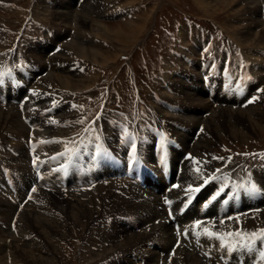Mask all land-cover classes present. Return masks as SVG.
Masks as SVG:
<instances>
[{"label":"rangeland","instance_id":"1","mask_svg":"<svg viewBox=\"0 0 264 264\" xmlns=\"http://www.w3.org/2000/svg\"><path fill=\"white\" fill-rule=\"evenodd\" d=\"M72 1L73 2H71V0H36L35 2V0H0V5H2L0 6V40L4 41V43L7 44L8 46H12L18 49V50L15 49L16 52H12L11 49L4 50L2 47L4 46V44L1 42L2 46L0 47V49L1 48L2 49L0 50V68L2 64L10 65L11 63H20L22 60L28 61L27 57L20 55V49L26 48L27 46L26 42L28 38L32 35H42L43 34L42 27L43 28L47 26L54 27L52 28L54 33V38L49 39L46 36H44V38H46L47 41L49 40L51 41L50 44H47L48 46H42L39 43H36L34 47L32 48L28 47L27 50L30 55L29 57L33 58L36 62H38L43 69L50 68L48 69L49 71H54L52 72L51 75H53L52 78L55 81H59L60 78V82L65 81V83L69 85L67 87L63 86L62 84H61L62 87L59 86V84L57 86H53L55 89V91H53L55 93L54 97L57 98L56 93L59 92L61 94V98L63 99L62 102L59 99H56V103L53 105L60 106L63 103L67 105L71 110L68 115L60 116V119L63 120L64 118L65 121L63 120L61 122L56 123V127H58V129H62L64 125L65 127L67 126L66 123H72V125L68 130H64L66 133H59L64 135H58L60 139H62V137H68L67 142L70 143L71 145L73 144L72 146H75L77 144V140L79 138L82 139V135L84 134V128L87 125L86 117L89 116V111L94 107H95L94 110H96V112L92 116H96V118H98L97 116L98 114L101 115L103 113H106L116 118H120L122 117V114L119 111L125 110L131 114L136 112L138 117L151 116V111H153V113L157 115V117H159L158 115H160L159 118L162 119L163 116L161 117V115H165L164 113L165 111L158 110L157 107H154L153 100L156 101L157 98H161L162 96L165 98H170L169 97L170 94H176V92H174L170 87V84L172 83L171 81L176 82L177 84L182 83L180 78L184 76V73H186L185 71L188 72V69L191 66V62L195 60L194 57H193L194 59L193 58L191 59L188 55H184V58L182 59V61H180L181 58L180 55L184 54L187 51V47L191 46V43L194 42L197 32V27L195 26V24L197 23L199 24L200 22H205V21L210 22L211 20L217 23L225 31L228 38L234 39L241 46V51H239V53L242 54L241 55L242 59L245 62H247L246 60L247 58L248 60L253 61L256 64H259L258 66L260 70L253 71L255 72L254 74L258 76L256 75L254 76L259 78L258 80L259 82L257 81V83H264V57L262 58L258 55V50L264 49V40H261L260 43L256 45L255 44L246 45L244 43L246 41L241 39L242 41L240 42L237 39V37H240L242 32L241 27L248 24L246 21V18H248L247 17L248 13L244 11L247 6V0H230L228 5L231 8L228 7L227 5L226 8L227 10L223 8L220 10H216L217 12L213 11L210 7H208V9L203 7L202 6L203 2H201V0H83L82 3L79 2V4L77 5L79 6V9L75 7V5L77 4V3L75 4L76 0H72ZM87 1L89 2L90 7L91 5L94 6V4H96L94 7L90 8V10L94 9L93 11L95 13L89 15L91 20H88L87 26L85 25L76 28V26L72 21L71 23H69V25L67 23L64 26L62 25L63 23L61 24L60 21L57 22L52 17V13L54 11V8L52 6L54 5H56V7H58V5L59 6L67 5L73 9V12H76L81 9L87 10L89 8L86 7ZM257 2H258V13H260L259 14L260 16L258 15V19H260L262 25L251 26V29L256 33L261 32L262 26L264 27V23H263L264 0H257ZM113 3L120 5L121 9L126 10L129 17L126 16V12H125L122 14L124 15L123 19L118 17L115 19H110L108 17L105 18L104 15L108 14V12L105 11L111 8L108 6L110 4L113 5ZM48 7H50L51 9H49ZM180 10L186 12L187 14H190L192 17H195L196 20L193 21L192 19H179L180 17L178 16V11ZM115 11L116 10L114 9H110L109 13L113 14ZM250 16L252 15L250 14ZM261 16H262V20L260 18ZM22 26H26L25 30L27 31V37L24 31H20ZM173 27L175 28V30L172 33L171 30L173 29ZM32 28H35L37 32H32L31 31ZM117 32H122L124 34L123 35L124 40L120 41L117 39L119 38V36H116ZM20 38L21 40H19ZM63 39L66 40L63 41ZM59 40L63 42L62 43L63 49H60L58 52H56V54H52V59H51V57L48 56L47 52L54 46L55 42ZM71 40H74L75 42L81 44L82 46H85L87 49H89L91 53L88 52V55L84 57L82 55H78L74 53V51L72 50L65 49V45L68 44V42H70ZM193 49H194L193 47L190 49L192 56H194L193 55L194 53H199V51L196 48L194 50ZM234 49L236 48L234 47ZM221 50L222 52L231 51L232 48L230 46L221 44ZM244 50H245V54L243 53ZM216 51H218V47H216ZM200 52L205 56H209L210 54L209 48H205ZM45 57H48V61H49L48 63H45L44 61ZM94 58L96 61H94ZM256 60L259 61L257 62ZM197 61L198 59L196 60V62ZM158 63L159 66L157 67ZM196 67L199 68V66L197 65ZM177 70L178 72H176ZM69 71L74 72L75 75H72V72L70 73ZM31 73H33V77L35 78L39 72L36 70ZM173 73L174 76H172ZM205 74L206 71L203 69L201 70V72L198 71L197 80L193 84L194 85L202 84V86L203 84H207L203 80ZM210 74L216 76L215 72H210ZM42 78H44V76L43 77L41 76L39 79H37V81H35L36 87L42 84ZM134 81L136 82V84L134 83ZM166 83L167 86L171 88L170 90L167 87L169 89V92L163 90V87L166 86ZM218 89L219 91L222 92L220 87H218ZM205 90L206 89L203 88V91ZM192 91L195 92L196 91L195 88H192ZM217 91L208 92V94L210 93V95L212 96L214 93H217ZM39 94L42 93L39 92ZM260 95L262 96L255 103L260 105H256L254 108L260 106L259 108L263 109L262 105L264 103L262 104V102H264V93H261ZM181 96L182 95L180 94V97ZM65 100L69 101L71 104L65 102ZM144 101H147L148 104H143ZM18 102L19 101L16 100V104ZM73 105H76L77 107L74 108L72 107ZM81 105L83 106L82 108L79 107ZM212 105L216 106V102H213ZM218 105L226 106L231 104L226 102L224 104L223 102H221ZM155 108L160 112V114L154 111ZM148 111L149 114L143 115L144 112L148 113ZM6 112L8 113V110L5 112L0 111L1 113L0 115H6L7 114ZM69 115L71 116V118L66 119V117ZM261 115H262V120L260 122L261 127L260 126L258 127L257 125L253 126L245 122V128H243L244 130L243 132L244 135L245 134L246 135L242 139H237V138L235 139L226 131L220 132V134H214V133L213 135L211 134L213 138L209 134L210 137L213 139V144L212 146L210 145L211 147L209 146L208 149L210 151L209 156H213L217 158L214 160L215 167L223 168L225 166L223 168L225 169L227 168V166H231L235 172L239 171V173L243 174L242 167L251 165L252 163H257L258 161L264 159V155H263L264 154V113H262ZM21 119L23 122L25 121L22 118V116ZM81 120L83 121V123H77V121H81ZM144 122L145 121H143V123ZM9 123L10 120L5 119V122L1 123V126L4 125L5 127H8L10 130H13L12 128L14 126L10 127L12 124L10 123L11 124L10 125ZM148 123L149 126L146 125V128L144 129L145 132H148V129L149 131H151L154 128L152 126V124L154 123H150V122ZM26 124L28 123L25 121V125ZM204 128H205V122H204ZM31 130L33 131V128L29 130L30 133L32 132ZM24 137L27 139L26 136ZM176 137L179 138V136ZM28 138L32 139L31 137ZM6 139L7 138H5V133L3 129L0 128V144L4 143ZM15 140L17 142H14ZM239 144L240 147H236ZM5 145L8 147L6 148L4 153L7 154V156L9 157L11 156V154H13L16 151V148L19 149L21 148L20 149L21 152L19 154L21 158L19 160L13 158L12 160L14 161L16 160L19 162L22 161L21 154L24 155L25 152L22 151L23 148H22V144L20 143V136L18 137L14 135L12 139H9V141L5 143ZM36 145H38V143H36ZM62 146L63 148H66L64 144H62ZM236 150H239V152H237ZM249 150H251V152ZM239 154H248V155L243 158V156ZM31 155L34 154L32 153ZM256 156L259 157V160L256 158ZM2 158L3 155L1 154L0 151V163L4 164ZM23 159L25 160V157ZM19 162H14L13 165L16 166V168H18L19 166H20L19 168H21L22 162L21 163ZM195 163L197 162L195 161ZM262 166L264 168V164L261 165V167ZM257 170L255 174L257 173ZM15 177H18V174H15ZM24 179L25 178H23L22 180L24 181ZM82 183L83 182H80L79 184ZM235 184H239V183H235ZM26 189L27 188L23 187L21 189V192L25 193ZM104 191L107 190H102V195L99 197V199L103 198ZM67 197L68 198H66V200L71 198V193H69ZM47 200L49 202L50 200L61 201V202L66 201L65 199H59L56 196H51V198H47ZM91 200H94V198H92ZM40 202L42 201L37 199L35 202H32V204L38 205V203ZM0 204H3L2 214L6 212L10 214V215L8 214L9 216H7L8 219L7 217H5V220L9 221L13 214L12 212L15 206L11 204L9 201L0 202ZM50 204L51 207L54 206L51 208V211H49L51 214L54 213L55 216L57 215L59 218L62 217L65 218V215L63 214L62 210L60 211V209L58 208L59 206H62L59 202H56V204L54 203H50ZM10 206H12L13 209H10L9 208ZM25 206H26L24 207L25 209H23L21 212L30 211L28 217H30L29 219L31 221V225L27 226L30 233L29 232H28L29 234L26 233L24 239H26L27 242L36 241L37 238L40 239L38 242V245L39 244L41 245V246L39 245L41 247V249L39 248L40 255L45 254L42 255V257H48L49 259L52 258L50 260L51 262L49 261L48 264L51 263L57 264L58 261H59L58 264H113L114 263L106 260L105 262L107 263L105 262L103 263L102 262L103 260H99L95 262V259L94 260L92 259V261L90 259V256L92 255L91 251L93 250L91 247L92 245L96 246L93 243L94 242L93 240L100 237L99 233L96 234L95 231L91 230L97 224L96 220L99 214H96L95 216L92 217H88L87 222L84 223L82 222L81 225H83L84 227L80 226L79 224H78L79 226H77V224L76 225L71 224V226L67 224L65 229L66 230L65 235H63L65 237L61 238L63 239L61 241L64 242L62 244L59 241H58L59 243L55 242L56 240L52 237L53 234H55V232H51V234L52 233L53 234L52 235L50 234L49 238L45 237L46 235L48 236V234L45 233L43 234L44 235L43 237L40 236L42 234L39 225H37V222H34V220H37L38 222L46 221V220L50 221L51 218L48 219L46 216L41 215L40 212L38 213L37 209L35 208H30L27 205ZM41 206L43 207L42 204L38 205V208H42ZM228 206L229 205L226 204V208ZM226 208H224V211L226 210ZM10 210H12V212H9ZM60 212H62L63 215L62 217H60ZM35 215L36 218L33 217ZM213 215H215V213ZM213 215H209V216H213ZM31 217H33L34 219H32ZM126 218L129 220V222L133 221L132 218L130 219L129 217ZM1 219L4 220L3 218ZM20 220L24 222L23 224L26 223L25 222L26 217ZM22 222L19 221L18 226L16 227L18 231L23 229V227H21V225L23 226ZM127 222H118V223L124 226L127 230L129 229L127 228L128 227ZM99 224L102 227V229H106V226H102L101 223ZM112 224H108L107 226L109 227V225ZM7 230L8 229L4 230L0 228V233L2 234L3 237L7 238L9 237V234H14V233H10ZM216 230L218 232L225 233V232H231L236 229L232 228V226L228 227L227 225H225L223 227L217 228ZM246 232L248 233V230L244 231V233ZM92 234L94 236H92ZM22 235L23 234H20V236L18 237H21ZM52 238L54 239V241L52 240ZM42 239L46 241L43 240L44 241L43 242ZM50 240L53 241L54 247L51 246L53 243ZM195 240L197 241V238ZM226 240L229 241L230 239H226ZM9 241L13 242L14 240L12 238ZM103 241L105 240H101V242L99 241L101 246L103 245ZM18 243H19V247H21L22 241L20 240ZM152 245H153L152 248H154V250L156 251L155 254L157 253L158 256L160 254L162 255L164 254L165 256L166 253L169 252V251L164 252V250H162L163 246L161 244L152 242ZM141 247L144 248L146 246L142 245ZM88 248H91L89 249L91 251L88 252L85 251L86 252L85 253L83 249L88 250ZM253 248L255 252H258V248H256V246ZM36 251L37 250L35 249V252ZM109 251L113 253L112 249H109ZM144 251L148 252V258L147 257L145 258L146 263L143 264H150V260L152 258L151 253L147 249H145ZM38 254L39 252L37 253V255ZM13 256H15L14 258L16 259L17 258L20 259L18 261L16 259H13L9 249L6 251L3 250V252L0 254V264L36 263L26 259L25 256L24 257H20V255L19 256L13 255ZM160 258L162 259L163 257ZM210 258L211 257H208V259ZM156 259L157 258H155L154 260L152 258V262L157 261ZM161 259L159 261H161ZM114 260L115 259L113 258L111 261ZM116 260L118 261V259ZM184 262H185L184 264H194L190 260H186ZM131 263L132 262L130 263L124 262V264H131ZM173 263L174 260H172V264ZM223 263L226 264V262L224 261Z\"/></svg>","mask_w":264,"mask_h":264},{"label":"bare ground","instance_id":"2","mask_svg":"<svg viewBox=\"0 0 264 264\" xmlns=\"http://www.w3.org/2000/svg\"><path fill=\"white\" fill-rule=\"evenodd\" d=\"M201 2H203L202 6L205 7L206 9H208V7H210L213 11H216V10H220L223 8L226 9L230 0L229 1L228 0H201ZM95 5L96 4H94V6ZM94 6L91 5V7H94ZM52 7L54 8V11L52 13V17L54 20H56L57 22L60 21L61 24L63 23L62 25H64V26L67 23L69 25V23H71V21H72L74 23V25L76 26V28H79V27L85 26V25L87 26L88 20H91L89 15L92 13H95L93 11L94 9L90 10L91 7H90V4L88 1H87L86 7H89V8L87 10L81 9V10H78L76 12H73V9L67 5H63V6L58 5V7H56V5H54ZM228 7H230V6L228 5ZM48 8L51 9L50 7H48ZM229 11H231V10H229ZM244 11L248 13V16H247L248 18H246V21L248 24L241 27V31H242L241 35H240V37H237V36L236 37L240 42L242 40L246 41V42H244L246 45L259 44L261 40H264V27L262 26L261 32H258V33H256L255 31H253L251 29L252 25H259V26L262 25L260 19H258V15L260 13H258V2H257V0H247V6H246ZM250 14L252 16H250ZM263 15H264V12H263ZM116 34H117L116 36H119V38H117L118 40H120V41L124 40V38H123L124 34L122 32H117ZM251 48H253V47H251ZM65 49L72 50V51H74V53H76L78 55H82L84 57H86L88 55V52H90L89 49H87L85 46H82L81 44L75 42L74 40H71L70 42H68V44L65 45ZM190 49L191 48L188 49V53L185 55H188V56L191 55ZM91 51H93V50H91ZM197 54L198 53L193 54L194 55L193 57L195 58V60H193L191 62V66L189 67L188 72L185 71L186 73H184V76H182L180 78L182 83L177 84L176 82L171 81L172 83L170 84V87L172 88V90L174 92H176V94H170V96H169L170 98H165V99H166V103L170 104V106L174 109V111L172 114L164 112L165 115H163V117H168L169 119L175 120V122L177 123V126L180 129V131L179 130L177 131V134H178V136H179V138L183 144V147L181 146L184 150L183 154H185L187 151H189L191 153V161L193 163H195V161L199 162L200 164L201 163L206 164V162H208L209 165L213 166L212 159L210 158V156L208 154L209 146L210 145L212 146V144H213V139H212L213 133L214 134H220V132L226 131L233 138L242 139L246 135V134L244 135V132H243L244 131L243 128H245V122L250 124V125H253V126H256V125L258 127L260 126V122L262 120L261 114L264 113V104H263L264 102H262V104H263L262 108L263 109H260L259 108L260 106L254 108L256 105H260V104H255L256 101H258V99H260V97L262 96L259 94V97L257 100H255V102L248 103L246 106H244L242 108L232 107V105H226V106H221V105L217 106L216 105L214 107L212 105V103L217 102V100H219V99L223 102L226 101L229 103L233 102V99L223 100V93H222L223 91L221 92V91H219V89H218L217 93H214V94L212 93L213 95L211 96L210 93L208 94V92H206V90L203 91L202 84H200V85H194L193 84L197 80L198 71L201 72V70H202V69H199L196 67V60L198 59L196 57ZM250 56H252V55H250ZM94 61H96L95 58H94ZM187 61H188V59H187ZM197 69H198V71H197ZM52 70H54V69H52ZM68 70H70V69H68ZM52 72H54V71L48 70V73L44 76V78H42V84L41 85L39 84L40 86H37L36 89H37V94H38L37 96L40 98V100L43 102H47L49 104L48 105L49 107L45 108L42 111V114H45L48 117H52L48 121L44 122V127L46 130H48V131H46L47 133L45 135L48 134L50 136H56V133L57 134L66 133L64 131V129L63 130L58 129V127H56V123L63 121L64 118H63V120H61L60 116L68 115L71 110L67 105L62 103L59 106V107H61L60 108L61 112L59 111L60 114L59 113L54 114L52 107H50L56 103V99H57L54 97L55 93L53 91H55V89L53 86H57L58 84L61 87H62V85L66 86V87L69 86L67 83H65V81L60 82V78H59V81H55L52 78V76H53V75H51ZM66 72H67V70H66ZM69 72L71 73L72 71H69ZM72 75H75V73L72 72ZM256 76H258V75H256ZM256 76H253V77H255L259 80V78ZM192 88H195L196 91L195 92L192 91ZM39 92L42 94H39ZM253 93L255 94L256 92H253ZM180 94L182 95L181 97H180ZM52 100H54V101H52ZM209 100L211 103L209 102ZM17 104L18 105L21 104L20 101ZM40 107L44 108V104L40 103ZM164 108H166V106ZM14 109H16V108L12 109V107H9L7 109L8 113L6 112L7 113L6 115H0V128L3 129V131L5 133V138L8 139V136H7L8 132H9V135L11 137H13L14 135H16L18 137L22 135V136H26L27 139H28V137L32 138L33 136H35L34 138H37L41 135H44L43 133L45 131H44L43 127H41V126L39 127L34 122V124L37 125V127H35L34 124L31 123L30 120L28 119V116L22 115V118L28 123V124H26L27 125L26 126L25 121L24 122L22 121L21 116L19 115L18 111L17 110L15 111ZM157 109L164 111V109H162V107H160V108L157 107ZM7 110H2L0 108L1 112H5ZM39 110H40V108H36V111H39ZM204 111H207L209 115L205 116ZM8 115H11V116H8ZM67 118L69 119V118H71V116L69 115L66 117V119ZM5 119L10 120V123L12 125L10 123L9 124L11 125L10 127L14 126L12 128L13 130H10L8 127H5L4 125L1 126V123H4ZM53 120H55L56 123H52ZM164 120L167 121L166 119H164ZM204 122H205V128L203 130H198V129L202 128V126H200V123H204ZM144 124L147 125L149 123H147L145 121ZM166 124H168V122H166ZM32 128H33V131L31 130L32 132L30 133L29 130ZM59 128H60V126H59ZM209 134L210 135L212 134L211 135L212 138L210 137ZM194 135H197L198 137L196 138V141L193 143L192 148H188L189 141H190V139H192L194 137ZM7 141H9V139ZM14 142H17V141L15 140ZM35 146L37 147L38 145L35 144ZM21 155H22V161H23L25 154L24 155L21 154ZM175 157L178 158L179 156L177 155ZM51 159L54 161V157H51ZM19 163H21V162H19ZM21 165H23V163ZM213 168H215V167L213 166ZM112 172H114V174H116V168L112 169ZM75 173L80 177L81 173H77V172H75ZM185 177H186L188 183H193L195 181L189 175V173H186ZM235 177H236L237 183H239L238 176H235ZM249 184H251V185L259 184L260 185L259 190L256 188L257 189L256 197L252 199V202L254 204H258L261 207L264 206V193H263V191H264V168H263V166L261 168L260 167L258 168L257 173L252 177L251 181L248 182V185ZM154 186L157 187L158 185L154 184ZM211 188H212V185L210 182L206 186L205 189L210 191ZM104 189L105 188H97L94 191V193H96V194H93L94 197L99 196L102 193V190H104ZM180 189H184V187L182 186ZM146 191L150 194V196H154V200L149 199V200H142V201L137 202V201H133L131 199H128V200L122 199V198L120 199L115 193H112L111 189L108 188L107 194L103 197V203L99 204L96 202V204H93L94 203L93 200H91V199L90 200H81L80 196H76V195L71 193V198H69L68 200L65 199L66 201L61 202V201H54V200L51 201L50 200V202H48L49 203L48 204V210L49 211H51V208L54 207V206L51 207L50 203L56 204V202H59L62 206H59L58 208L60 209V211L62 210L63 214L65 215V218L64 217L59 218L57 215L55 216L54 213H53L54 215L51 213H47V210L44 209L45 204L43 202H40V203H38V205L42 204L43 207L41 206L42 208H37V212L38 213L40 212L41 215L46 216L48 219L51 218V220L50 221L46 220V221H41V222L34 220V222H37V225H39V228H40V231L42 234L40 236L43 237L44 236L43 234L45 233V234H48V236L46 235L45 237L49 238L51 232H55V234L52 233L53 234L52 237L56 240L55 242H58V241L60 242V239L62 237L63 238L65 237L63 235H65V232H66L65 229H66L67 224L69 226H71V224L72 225L77 224V226H79V225L83 226V225H81L82 222L83 223L87 222L88 217H92V216H95L96 214H99L98 206H102L103 211H106V208H109V207H110L109 209H112L115 212L122 210L123 214L126 217H129V219L132 218L133 221L130 220L132 225L133 224H138V225L135 226L134 228L132 227V228H129L126 230V228L124 226H122L120 223H118V222L114 223L113 222V224L109 225V227L106 226V229H102V227L99 224L100 222H99L95 226L93 225L94 227L91 229V230L95 231L96 234L99 233V236H100L99 237L100 239L97 238V239L93 240L94 241L93 243L96 245L97 249L91 251V250H89L91 248H88V250L83 249V251L84 252L85 251H87V252L91 251L92 252V255L89 253L91 255L90 256L91 261H92V259L93 260L95 259V262L99 261V260H103L105 262V259H103V258H109L112 254L111 251H109V249H112L113 252L117 253L118 255L114 258L115 259L114 261H111L109 259H106V261L114 262L113 264H124V262H129V263L132 262L131 264H135V261L132 260V258L134 257L132 255V252L135 250L142 249V247H141L142 245H145V246L147 245V247H148L147 250L150 251L152 258L154 260H155V258H157L156 259L157 261H154V262H152V258H151L150 264H158V261L161 259L160 258L161 256L159 255L160 256L159 257L157 253L155 254L156 251L154 250V248H152L153 247L152 242H156L157 244H161L163 246L162 250H164V252L165 251L168 252V251H170V246L173 245L174 237L171 234L169 226L163 222H159L158 224L152 223L150 226V229L148 231H146V228H144V230H142V231H140V230L137 231L136 227L143 228L144 224L152 222L155 218H161V219L163 218V212L158 207V204H159L158 200L161 199V198H159V194L155 193L154 190H152L150 188ZM84 195L86 196V198H88V195L86 194V192H84ZM140 196H142V195L135 194L134 197L140 198ZM247 197L248 196L245 195V193L243 192L241 194V197H240L241 201H239L238 205L244 207V205L242 203H246ZM43 198H44V196H43ZM109 198L111 200H109ZM232 202L233 201H231L229 203V206L226 208L225 211L223 208L222 215H226L227 212L232 211ZM91 203L93 204L92 206H90ZM224 206L226 207V205H224ZM11 207L12 206H10L9 208L13 209V207L12 208ZM7 210H9V209H7ZM57 211H59V210H57ZM9 212H12V210H10ZM29 212L28 211L27 212H21L20 213L21 215L19 214L20 215L19 221L22 222V220H20V219H23L26 217L25 222L27 223V224L26 223L23 224L24 222H22L23 226L21 225V227H23V229L19 230V231L17 230V232L19 233V236H20V234H23L21 237H18L15 234H9V237H12L14 241L13 242H11V241L7 242V238L3 237L2 234L0 233V254L3 252V250L6 251L9 249L13 259H16V258H14L15 256H13V255H18V256L20 255V257L25 256V258L30 260L31 262H36L38 264H42V263L48 264V262L52 258L49 259L48 257H42V255H45V254L40 255V249H41L40 246L41 245L40 244H39L40 246L38 245V242L40 239H36V241H33V242L30 241L31 243L27 242V240L24 239V237L26 236L25 234L29 232V229L27 226L31 225V221L29 219L30 217H28ZM214 213H215L214 211H209L208 215H213ZM262 214L264 216V212ZM37 215H39V214H37ZM41 215H39V216H41ZM186 216H187V214L184 215V217H186ZM230 216H232V213ZM33 217L36 218V215ZM33 217H31V218L34 219ZM191 217H189V219ZM7 219H8V217H7ZM231 220H232L231 222H232V226H233L237 220H235V218L234 219L232 218ZM246 221H247V224L249 226L255 227L254 226L255 222L252 219H248ZM258 224L264 225V220H261L259 218ZM19 227H20V224H19ZM113 230H115V231H113ZM243 230L244 231L248 230V233L247 232L245 233L246 235L250 234V232H251V230L248 227L244 228ZM1 231H3V230H1ZM215 232H218V231L215 230ZM219 233L223 234V232H219ZM92 236H94V235L92 234ZM16 237H18V238H16ZM53 238H52V240L54 241ZM226 238L231 239L232 237H226ZM20 240L22 241L21 247H19V243H18ZM43 240L44 239H42V241ZM52 240H50V241L53 243ZM101 240L108 241L107 245H104L105 241H103V245L101 246L99 243V241L101 242ZM206 240H208L209 246H205L204 243L201 242V247L206 251H210L211 242L213 244H216V245L219 244V240L214 238V237L210 238L209 236H206ZM44 241H46V240H44ZM60 243H62V241ZM53 245H54V243L51 246L54 247ZM85 248H86V246H85ZM35 249L37 251L39 250L38 255H37L38 252L36 251L37 252L36 253ZM211 250L213 251V249H211ZM177 251H178V253H180V255H182V258H179L180 260L177 258ZM177 251H176L175 256L173 257V260H174L173 264H177V263L178 264H184L185 263L184 261H186V260H190L194 264H202V262L200 261V258L196 254H194L193 252L187 251V250L182 249V248H178ZM161 252H163V251H161ZM220 252H222V250L219 251L218 247H217L215 252H214V254H215L214 255V259H215L214 262L218 261L220 259V256H219ZM128 253H129V255H128ZM35 254H36V256H35ZM80 254H81V251H80ZM168 254H169V252L166 253L165 256H167ZM257 254H258V252H255V250L253 248L252 250H248V252L245 253L244 257L247 258V256L249 255L251 260H254ZM230 255L231 254L229 252L223 253L222 254V262L224 261V262H226V264H236L235 263V261H236L235 256H230ZM85 256H87V255H85ZM85 256H84V258H85ZM163 256H164V254H163ZM3 257H4V254H3ZM158 258H160V259H158ZM246 258L240 264H242V263L246 264L247 263ZM19 259L20 258H17L16 260L18 261ZM116 259H118V261ZM255 260H256V263H259L261 261L258 259H255ZM36 263H33V264H36ZM143 263H146V261ZM237 263H239V261Z\"/></svg>","mask_w":264,"mask_h":264},{"label":"snow or ice","instance_id":"3","mask_svg":"<svg viewBox=\"0 0 264 264\" xmlns=\"http://www.w3.org/2000/svg\"><path fill=\"white\" fill-rule=\"evenodd\" d=\"M205 51H207V50H205ZM3 75H5V73L0 72V77H2ZM258 92L264 93V88L258 89ZM257 99H258L257 96H253V97H251L249 99L248 103H253ZM72 107L75 108L77 106L73 105ZM79 107L82 108L83 106L81 105ZM52 123H56V121L53 120ZM77 123H83V121L82 120L81 121H77ZM125 135H126L127 139H131V141H132L131 142L130 155H131L132 162L135 163V162L138 161L137 146H136V143H135V138L133 136H131L130 134H128L127 132L125 133ZM97 138H99V137H97ZM97 147L99 148V146H97ZM163 151H164V148H163V145H162L161 146V152H163ZM61 155H63V154H61ZM213 159H217V158L213 157ZM220 159H222V158H220ZM69 161L71 162V157H69ZM66 167L67 166H65V170H66ZM195 171L197 173H199L198 179H203V184L204 185H207L212 180H220L221 179L220 176L216 175L217 172H220V169H216L214 172L209 173L207 176H205V173L199 167H197L195 169ZM231 187H233V186H230L227 183L221 182L217 192L210 198V201L206 202V204L210 203L211 201H215L222 194H225V199L223 200V202L227 203L229 197H228V195H226V193L231 192ZM234 187L237 189V191L235 193L231 194L232 198H234L235 196H238L239 195V191L241 189L252 190L254 188V185L249 184L247 186V188L245 187V185H235ZM31 191L35 192L36 189L33 188ZM200 191H201V187H199V186L193 187L192 185H189L188 188L185 190V194L188 196V199L185 202L184 207H187V205L191 203V201H192L191 193H199ZM29 199H31V197H29ZM167 203L169 205H171L172 201H168ZM183 210L184 209L182 208L181 211H183ZM169 215L170 216L173 215V212H172L171 208H169ZM227 219L231 220L232 218L228 217ZM201 223H202V221L197 220L195 222L196 227L199 228ZM220 223L223 224V223H225V221L221 220ZM204 231H205L206 235L209 236L210 238L214 237V238L218 239L221 242V246H224L223 242H224L226 237H232V236L239 237L243 241V243L240 245L241 247L249 249V250H252L253 246H256L259 249L258 255L260 256L261 261H264V228H261V229L258 230L259 231V235H258L257 231H253L252 233H250L248 235H242L241 231H237V230H233L231 232H225L223 234H221L219 232L208 231L206 228H205ZM183 235H184L185 238H188L189 233H188L187 229H185L183 231ZM197 236H199V233H197ZM228 250H232V249L229 248Z\"/></svg>","mask_w":264,"mask_h":264}]
</instances>
